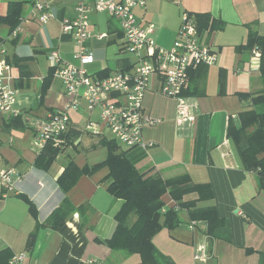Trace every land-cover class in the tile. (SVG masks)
<instances>
[{
  "label": "crops",
  "instance_id": "crops-1",
  "mask_svg": "<svg viewBox=\"0 0 264 264\" xmlns=\"http://www.w3.org/2000/svg\"><path fill=\"white\" fill-rule=\"evenodd\" d=\"M10 2H24L18 35H12L8 26L0 27L8 58L13 64L20 60L19 66H12L17 115L22 114L26 121L45 119L70 102L62 81L55 76L41 99L43 82L51 69L48 54L58 51L66 62L80 66L74 58V38L61 26V19L75 16L77 0H54L56 18L45 24L33 18L31 0H0V15L7 13ZM185 12L195 18L199 43L212 46L219 59L214 66L189 72L184 96L194 119H179L176 100L158 92L161 79L155 76L144 98L145 110L156 120L143 130L145 147L119 145L147 176L171 179L188 175L193 183H209L214 197L200 205L215 206L228 223V240L210 239L204 224L198 222L191 229L192 222L182 211L179 227L163 229L154 236L159 251L176 264H193L194 254L204 245L208 256L203 264H264V191L258 188L256 173L244 168L228 136L230 124L239 126V114L253 108L252 98L243 95L264 89L260 71L251 70L255 65L260 67L261 58L253 55L258 48H241L250 31L264 36V0H148L145 8L135 9L143 25L155 26L152 38L164 48L175 42ZM90 30L87 46L94 62L86 69L92 76L103 80L132 68L136 57L126 50L115 19L93 11ZM17 115L0 112V169L12 167L21 175L15 190L8 194L0 191V264H11L12 257L22 253L27 255L22 264L140 263L139 255L113 251L106 243L124 206V200L115 198L103 181L107 168L82 176L69 192L58 183L71 162L82 168L106 159L108 151L102 141L109 131L100 111L89 112L82 101L78 111L70 112L66 145L47 169L36 165L41 151L32 147V139L28 144L24 137L28 129L33 130L29 126L9 128ZM90 123L94 126L87 129ZM103 149L107 152L94 156ZM23 197L35 205V214ZM164 200L165 210L175 204L169 194ZM61 207L66 217L58 219L62 224L53 228L49 220ZM137 218L131 215L128 224L133 225Z\"/></svg>",
  "mask_w": 264,
  "mask_h": 264
},
{
  "label": "built area",
  "instance_id": "built-area-1",
  "mask_svg": "<svg viewBox=\"0 0 264 264\" xmlns=\"http://www.w3.org/2000/svg\"><path fill=\"white\" fill-rule=\"evenodd\" d=\"M148 0H77L75 16L61 19L62 31L71 34L76 45L74 58L80 66L66 62L58 51L48 54L50 67L55 69L54 76L59 78L70 98L64 109L55 111L48 118L28 119L33 130L32 144L42 151L49 144L63 147L71 124V111H78L81 102H86L89 112L100 111V119L112 137L126 147L144 146L143 130L152 126L156 120L144 107V98L155 76L161 79L159 93L175 99L179 119L191 122L194 116L184 91L189 81L191 69L201 66H214L218 54L212 46L201 45L198 29L193 15L185 12L178 36L171 48L156 44L152 35L155 26L143 25L135 15V9L145 8ZM32 16L40 23H48L56 18L52 8L54 0H31ZM179 3L180 0H174ZM108 13L121 27L125 37L126 50L136 57L135 64L106 79L92 76L86 67L94 62V56L87 46L92 37L90 14ZM20 32L18 27L14 36ZM253 55L261 58L258 50ZM255 65L251 70H259ZM18 96L13 84L12 65L8 62L6 48L0 44V112L17 115ZM90 123L87 129H92ZM149 146H152L150 144ZM21 179L15 168L0 169V191L3 194L15 190ZM1 191V192H2ZM19 194V191H16ZM197 222L191 223L194 229ZM208 256V247L202 245L194 254L193 264H203ZM27 258L25 253L16 254L11 264H22Z\"/></svg>",
  "mask_w": 264,
  "mask_h": 264
},
{
  "label": "trees",
  "instance_id": "trees-1",
  "mask_svg": "<svg viewBox=\"0 0 264 264\" xmlns=\"http://www.w3.org/2000/svg\"><path fill=\"white\" fill-rule=\"evenodd\" d=\"M23 9L24 2H10L7 13L0 15V27L8 26L11 32L16 30L22 22ZM0 44L3 45L1 36ZM241 48L246 50L258 48L260 51L259 71L264 84V36L256 31H250L247 42ZM18 61L13 64L8 58L12 66H19ZM54 72L55 69L51 68L49 75L44 79L42 100L50 87ZM243 96L252 98L253 108L239 114V126L235 123L230 124L228 136L233 140L244 168L256 173L258 188L264 191V89L259 93ZM23 126L29 125L22 114L13 118L9 124V128L13 129H20ZM102 142L108 151L104 161L82 168L71 162L59 177L58 183L64 192H69L82 176L93 175L103 168L108 169V174L103 179L107 183L108 191L115 198L124 200V206L117 215V228L113 236L106 241L113 251L139 255L141 261L138 264H176L159 251L153 238L163 229L174 230L179 227L183 222L182 211L187 212L190 223L202 222L210 239H229L228 223L219 216L217 208L200 205L214 197L209 183H193L188 175L171 179H164L160 175L147 176L136 167L116 140L107 138ZM62 148L49 144L41 151L36 165L44 169L49 168ZM167 194L175 204L165 210L164 196ZM23 198L30 205V211L35 214V205L27 197ZM133 214L138 218L130 226L128 220ZM65 217L64 207H61L51 216L49 225L58 228L62 223L57 220H63Z\"/></svg>",
  "mask_w": 264,
  "mask_h": 264
},
{
  "label": "rangeland",
  "instance_id": "rangeland-1",
  "mask_svg": "<svg viewBox=\"0 0 264 264\" xmlns=\"http://www.w3.org/2000/svg\"><path fill=\"white\" fill-rule=\"evenodd\" d=\"M31 97L32 98H34L35 99V96H34V94H31ZM32 101H33V99H32ZM27 121H28V119H27ZM17 130H19V129H17ZM111 133L110 132H108V135H107V137H108V139H114L113 137H112V135H110ZM32 135H33V133L31 132V130H27L26 131V134H25V139L26 140H28L27 141V143L29 144V143H31V139H32ZM115 140V139H114ZM83 144H85V142H83ZM83 144L80 146V147H82L83 146ZM120 144V143H119ZM32 147L35 149V147L33 146V144H32ZM107 151H106V149H103V150H100L99 152H95V154H94V156L95 155H101L102 153H106ZM69 153H71V151H69ZM98 158V157H97Z\"/></svg>",
  "mask_w": 264,
  "mask_h": 264
}]
</instances>
